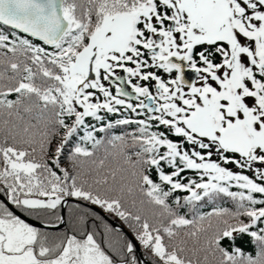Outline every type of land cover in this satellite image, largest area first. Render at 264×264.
I'll return each instance as SVG.
<instances>
[{"label": "snow or ice", "instance_id": "6c2138e0", "mask_svg": "<svg viewBox=\"0 0 264 264\" xmlns=\"http://www.w3.org/2000/svg\"><path fill=\"white\" fill-rule=\"evenodd\" d=\"M137 243L264 264V0H0V264H140Z\"/></svg>", "mask_w": 264, "mask_h": 264}, {"label": "trees", "instance_id": "16d2710c", "mask_svg": "<svg viewBox=\"0 0 264 264\" xmlns=\"http://www.w3.org/2000/svg\"><path fill=\"white\" fill-rule=\"evenodd\" d=\"M74 207V201H69V203L67 204V207H66V222L67 224L64 226V228L62 229H58V230H51L49 229L50 231H53V232H60V231H63L65 230L67 227L70 226V221H71V216H70V212H71V209ZM95 207V206H93ZM98 208V207H97ZM102 210V209H100ZM93 211H95L96 213L99 214V217L102 218L101 219H97L94 223V226L95 228L98 230V231H103V229L105 228V226L107 227H110L114 230L113 232V239H118L120 236H123L125 235L126 233L121 231L120 229H117L99 210H96L93 208ZM103 211V210H102ZM104 212V211H103ZM104 214L109 218L111 219L112 221H115L117 222L118 224H120L121 226L125 227L129 233H130V230L127 226V224H125L124 221H122L121 219H119L118 217H115L114 215L110 214V213H106L104 212ZM61 215H62V210H61ZM31 218L35 219V220H38L36 219V217L34 216H30ZM38 221H41V220H38ZM51 221H52V224H55L57 225V223L55 222L54 218H51ZM41 222H44V223H48V221H41ZM131 234V233H130ZM238 244L244 246L246 249H251V244L248 242V237L244 236L242 238H239L238 241H237ZM143 255L144 257L149 261V263H145V262H142V259H141V256L136 248V255H137V258L140 260V264H151V256L150 254H148L147 252H145L143 249Z\"/></svg>", "mask_w": 264, "mask_h": 264}, {"label": "water", "instance_id": "95a60500", "mask_svg": "<svg viewBox=\"0 0 264 264\" xmlns=\"http://www.w3.org/2000/svg\"><path fill=\"white\" fill-rule=\"evenodd\" d=\"M66 207H67V204L62 208V215L64 216V218H65V221H66ZM94 209H96V210H99L117 229H120L121 231H123V232H125L127 235H130V233H129V231L125 228V227H123V226H121L120 224H118L117 222H115V221H112L111 219H109L105 214H104V212L102 211V210H100L99 208H97V207H93ZM15 210V209H14ZM17 212H18V214H22V213H20L19 212V210H16ZM29 222H31V223H33L34 225H37V226H43L44 224H46V223H44V222H41V221H38V220H35V219H33V218H31V217H25ZM67 224V222H65L64 224H57V225H55V224H53V226L50 228L51 230H58V229H62V228H64V226ZM137 250H138V252H139V254H140V256H141V259H142V261L143 262H145V263H149V261L144 257V255H143V251H142V248L139 246V244L137 243Z\"/></svg>", "mask_w": 264, "mask_h": 264}]
</instances>
